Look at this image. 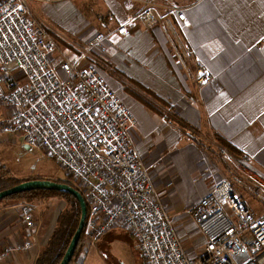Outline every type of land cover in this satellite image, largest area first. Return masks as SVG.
<instances>
[{
  "label": "built area",
  "instance_id": "obj_1",
  "mask_svg": "<svg viewBox=\"0 0 264 264\" xmlns=\"http://www.w3.org/2000/svg\"><path fill=\"white\" fill-rule=\"evenodd\" d=\"M33 1L53 0H0V134L41 150L76 184L87 206L80 237L85 251L122 230L136 241L142 264H264V176L244 169V182L214 181L188 210L206 238L201 252L189 256L136 148L135 119L92 56L106 52V40L130 34L138 22L161 24L169 32L159 9L185 23V7L140 0L139 9L113 29V14L100 13L98 31L82 49L69 51L37 17ZM172 45L184 65L192 51L184 42ZM212 79V72L197 63L196 84ZM241 162L249 164L246 157ZM21 212L31 230V206L23 204Z\"/></svg>",
  "mask_w": 264,
  "mask_h": 264
},
{
  "label": "crops",
  "instance_id": "obj_2",
  "mask_svg": "<svg viewBox=\"0 0 264 264\" xmlns=\"http://www.w3.org/2000/svg\"><path fill=\"white\" fill-rule=\"evenodd\" d=\"M155 1L185 7L186 22L160 8L161 23L167 24L169 32L161 24L146 27L138 22L130 34H114L106 40V52L92 56L104 81L133 115L136 148L155 187L163 190V202L187 254L196 256L206 238L188 210L210 190L218 169H230L231 163L240 172L246 169L241 163L246 157L251 168L264 176V0ZM31 6L67 50L77 51L98 31V14L112 13L109 28L113 29L139 9L140 0L33 1ZM176 40L192 51L184 65L175 56L172 43ZM197 63L212 72L209 84L198 86L194 81ZM129 83L165 100L173 118L145 107L123 88ZM184 129L203 136V145L214 139L222 146L219 136L239 153L228 150L230 159L223 157L220 168L213 167L206 150H201L204 146ZM14 138L24 143L15 135L0 134V142ZM6 177L13 176L0 165V178ZM170 178L171 190H164ZM46 196L34 198L33 203L22 198L0 200V264H35L44 251L65 210L62 198ZM37 202H45L44 210L39 211ZM23 204L33 210L31 230L21 212ZM120 231H113L114 238L122 235ZM27 241L29 246H24ZM86 254L76 250L70 264H82Z\"/></svg>",
  "mask_w": 264,
  "mask_h": 264
},
{
  "label": "rangeland",
  "instance_id": "obj_3",
  "mask_svg": "<svg viewBox=\"0 0 264 264\" xmlns=\"http://www.w3.org/2000/svg\"><path fill=\"white\" fill-rule=\"evenodd\" d=\"M173 7H176L173 5ZM64 46V45H63ZM131 84V85H130ZM136 85V84H135ZM132 85V83H129V86H123L124 89L127 91H130L132 95L135 94V92H139V89H137V85ZM1 112V108H0ZM165 113H168L171 115V112L165 108ZM187 134H193L192 136L196 138L197 142L199 143V146L202 144V138L203 136H200L196 131H192L191 133L184 129ZM204 139V138H203ZM205 145L201 146V150H206V155L208 154L210 156L211 164L214 167L217 166V168H220L219 163L223 164V159L227 156V149L222 148L221 146H218L216 141L214 139H211V141H205ZM226 152V154L224 153ZM207 155V156H208ZM220 158V159H219ZM225 164L226 161H224ZM229 162V161H227ZM242 163V162H241ZM0 165H4V169L7 171V175L16 177L15 179H21V178H27L29 179H45V180H51L56 182H62L63 180H70L68 176L65 175V173L58 167V165L54 162V160L48 156H46L41 150L37 149H31L28 148L22 141L19 139H11V140H5L0 142ZM230 169H228L226 166L223 168V171L225 169V172L218 169L220 171L219 173L215 174V179L217 180L220 177H229L234 181H237L238 183L244 182L245 177L238 171V169H234L229 164ZM223 167V166H222ZM244 167L246 169H252L249 164H245ZM202 167L198 166L199 172L202 171ZM255 173L256 170H254ZM7 178V177H6ZM11 178V177H10ZM71 181V180H70ZM71 186H76L74 182H70ZM64 183V182H63ZM74 186V187H75ZM77 190H79L77 187H75ZM171 190V178L168 179L167 187L164 188V190ZM158 192L161 194V197L163 199L162 193L160 190ZM51 196H59L64 201L63 207L65 210L70 209V203L68 200H66L64 197L56 194H52ZM48 197V196H46ZM32 200V199H31ZM31 200H25L28 203H33ZM38 203V204H37ZM34 203L37 205L39 211L44 210V203L37 202ZM54 209H57L56 206ZM53 209V210H54ZM56 211V210H55ZM53 211V212H55ZM199 231V229H198ZM200 232V231H199ZM122 235L116 236L114 238V233L110 232L107 235H104L100 240H98L95 244H92L87 251L86 245L80 242L79 251L80 253L86 254V257L82 264H142L141 258L138 254L136 241L125 231H120ZM109 237V238H107ZM107 238V239H105ZM112 240H111V239ZM105 239V240H104ZM103 242V245H101ZM190 243V242H189Z\"/></svg>",
  "mask_w": 264,
  "mask_h": 264
},
{
  "label": "trees",
  "instance_id": "obj_4",
  "mask_svg": "<svg viewBox=\"0 0 264 264\" xmlns=\"http://www.w3.org/2000/svg\"><path fill=\"white\" fill-rule=\"evenodd\" d=\"M137 87L139 89V92H135L133 96L139 102H141L148 109L152 110L153 112L161 116H164L167 119L173 118V116L169 115L168 113H165V108L169 107V104L165 100L161 99L155 93H153L152 91L140 85L139 86L137 85ZM216 138H217V141L230 152H233L236 154L239 153L231 145L225 142V140H223L221 137L216 136ZM24 180H28V179L19 180L13 177L0 178V191L6 188H9L17 183H20ZM69 181L63 180L62 182L68 183L71 185ZM52 194L60 195L64 197L66 200H68V202L70 203V209L62 211L61 214L58 216L57 224L52 233V236L46 248L44 249V251L38 256L37 260L35 261V264H58L59 263L69 243V240L77 226V223H78V218L80 215V208H79L78 202L72 195L66 192H59L55 190H44V189H33V190L23 191V192L16 193L11 196L5 197V198H22L24 200H31V199L33 200L34 198H37V197H42V196L52 195ZM80 242H81V239L79 240L76 250L79 249Z\"/></svg>",
  "mask_w": 264,
  "mask_h": 264
},
{
  "label": "water",
  "instance_id": "obj_5",
  "mask_svg": "<svg viewBox=\"0 0 264 264\" xmlns=\"http://www.w3.org/2000/svg\"><path fill=\"white\" fill-rule=\"evenodd\" d=\"M33 189H44V190H55L59 192H66L72 195L76 201L78 202L80 208V215L78 218L77 226L69 240V243L61 257V260L58 264H69L73 258L75 250L78 246L84 223L87 213L86 203L80 193L74 186H71L68 183L56 182L45 179H29L24 180L20 183H17L9 188L0 191V199L11 196L16 193H20L23 191L33 190Z\"/></svg>",
  "mask_w": 264,
  "mask_h": 264
}]
</instances>
